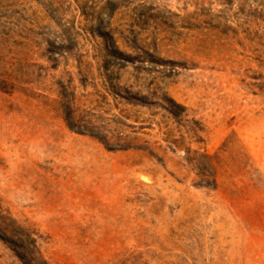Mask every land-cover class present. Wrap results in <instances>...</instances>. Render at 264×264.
Here are the masks:
<instances>
[{
  "label": "rangeland",
  "instance_id": "rangeland-1",
  "mask_svg": "<svg viewBox=\"0 0 264 264\" xmlns=\"http://www.w3.org/2000/svg\"><path fill=\"white\" fill-rule=\"evenodd\" d=\"M4 73L0 208L49 264H264V0H0ZM60 84L148 150L72 130ZM0 264H22L2 240Z\"/></svg>",
  "mask_w": 264,
  "mask_h": 264
},
{
  "label": "trees",
  "instance_id": "trees-1",
  "mask_svg": "<svg viewBox=\"0 0 264 264\" xmlns=\"http://www.w3.org/2000/svg\"><path fill=\"white\" fill-rule=\"evenodd\" d=\"M113 56L122 60H127L129 56L123 52L115 49ZM16 76L11 73L0 74V88L16 90L17 82L20 81ZM59 90L61 109L64 114V119L67 125L75 131L81 133H88L94 138L98 139L105 147L111 150H127V149H139L148 150V147L140 142V137H131L129 134L113 133L108 130V133L95 132L92 128H89L86 124L82 123L81 118H77L78 108L76 107V97L74 89L72 90L70 84L61 85ZM117 95L125 99L127 102L139 105H159L167 112L172 114L175 118H182V110L185 106L178 103L174 98L170 97L166 93L161 94L157 101H149L147 96L138 95L132 93L128 88L124 90H117ZM179 121V120H178ZM118 124L124 125L122 120L117 119ZM177 142L176 140H173ZM190 162L193 160L188 158ZM198 169H200L201 175L204 174L205 181L209 182L212 174H210L207 168H204L207 173L201 171V168L196 163ZM0 240H2L19 258L22 264H49L43 257L40 248L38 246V234L29 226L20 224L16 219L9 216L0 208Z\"/></svg>",
  "mask_w": 264,
  "mask_h": 264
}]
</instances>
